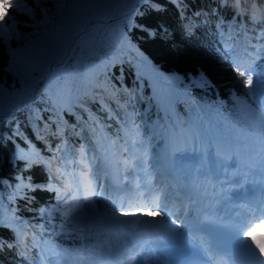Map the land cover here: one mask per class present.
Masks as SVG:
<instances>
[{
	"label": "snow or ice",
	"instance_id": "snow-or-ice-1",
	"mask_svg": "<svg viewBox=\"0 0 264 264\" xmlns=\"http://www.w3.org/2000/svg\"><path fill=\"white\" fill-rule=\"evenodd\" d=\"M227 2L221 0L224 5ZM238 2L244 11L232 12L229 27L244 38L246 58L232 57L227 42L222 51L246 90L235 105L247 132L237 135L232 122L213 125L201 120L179 129L174 123L163 153H158L151 147V138H145L147 128L142 135L140 126L127 117L112 138L83 104L88 121L79 117L74 126L73 131L81 129L75 135L83 140L74 148L65 134L63 113L77 115V92L67 62L75 61L77 52L87 47L88 26L111 19L114 5H122L125 29L137 28L154 36L135 18L144 16L142 6L160 11L161 5L155 0H0L4 56L0 121L10 122L22 107L23 101L16 102L21 94L31 93L34 98L40 93L47 96L55 117H49L45 127L50 130L55 125L50 134L59 140L54 148L46 144L53 152L46 157L23 137L22 143H14L7 160L16 170L14 175L11 179L0 175V189H13L7 219L0 193V228L12 231L13 242L6 246L18 249L24 264H264V232L252 234L254 227L264 224V197L246 195L239 179L244 169L264 167V4L253 11L244 6L245 0ZM141 63L160 79L184 83L180 74H162L142 56ZM197 76L201 84H210L203 71ZM188 82L195 86V80ZM101 107L111 112L103 102ZM33 118L44 119L35 114ZM89 122L92 138L84 134ZM16 128L13 136L19 140L18 124ZM37 139L46 138L37 134ZM204 160H211L212 166L206 168ZM41 166L47 180L34 182L32 169ZM37 192L53 193L54 203L40 208L44 223L23 227L26 222L16 215L15 202L27 204ZM223 203H233L234 213L220 216V209L213 205ZM57 219L58 232L53 223ZM66 229L79 236L81 248L64 249L45 238L46 230L52 236L63 235ZM144 232L147 240L133 239ZM33 249L37 254L30 260L28 253Z\"/></svg>",
	"mask_w": 264,
	"mask_h": 264
},
{
	"label": "trees",
	"instance_id": "trees-1",
	"mask_svg": "<svg viewBox=\"0 0 264 264\" xmlns=\"http://www.w3.org/2000/svg\"><path fill=\"white\" fill-rule=\"evenodd\" d=\"M155 2L162 6L160 11L144 5L140 9L144 16L135 18L137 23H143L148 30L154 32V36L137 28L125 29L120 8L114 11V16L106 23L89 27L84 37L88 41L87 47L77 52L75 61L67 62L77 92V106L74 108L76 116L88 121L89 113L79 109L83 104L84 108L95 114L104 131L111 137H115L127 117H130L135 125H145L148 131L155 120L163 125L167 132L174 123L179 129L202 120L213 125L232 122L237 129V135L245 134L247 128L239 122L234 98L243 99L246 90L234 70L231 59H224L222 51L226 42L231 44L233 50L237 47L238 36L229 27L233 24L229 17L235 9L243 12L244 7L238 0L236 3L228 0L227 5L222 4L221 0ZM261 4H264V0H245L244 6L256 11ZM221 24L224 27H220ZM141 56L162 74L178 73L183 76V85L179 81L173 83L171 80L157 77L150 67L141 63ZM3 60V52L0 50V67ZM60 70L63 71V67ZM201 71L210 81L208 86L199 82L197 73ZM0 75H3L2 71ZM149 79L153 80V86ZM189 80H195V86H192ZM101 88L107 95H111L112 100L104 99ZM21 101L22 107L13 113L10 122L0 121V175L9 179L16 171L7 163L14 143H22L23 137H28L48 156L53 155V152L47 149L46 144H52L54 148L59 143V140L50 134L55 131V125H52L50 130L43 131L45 122L50 123L48 118L53 117L47 96L41 97L40 93H36L33 98L31 93L21 94L16 98V102ZM102 102L110 108V113L101 107ZM33 114L44 119H34ZM110 114L112 118L108 119ZM76 116L69 115L67 111L63 113V119L71 126L77 125ZM17 124L19 140L13 136L17 131ZM91 127L89 122L88 128L84 130L90 138L93 137ZM77 128L79 127H75ZM37 134L46 139H37ZM67 137L69 143L75 145L76 135L70 134ZM31 176L34 182L47 180L42 166L33 168ZM0 193L4 198L2 211L7 219L13 207L9 204L13 189L4 187L0 189ZM53 196V193L37 192L35 199L27 204L23 200L15 202L18 209L16 215L26 222L23 227L44 223L39 211L41 207L54 203ZM53 223L57 225L58 232L60 221L57 219ZM44 235L57 245L71 249L82 247L79 236L71 232L49 236L46 230ZM0 242L5 245L0 247V264H24L20 259L19 250L6 246L13 242L10 229L0 228ZM36 254L37 250L30 251L29 259Z\"/></svg>",
	"mask_w": 264,
	"mask_h": 264
},
{
	"label": "rangeland",
	"instance_id": "rangeland-1",
	"mask_svg": "<svg viewBox=\"0 0 264 264\" xmlns=\"http://www.w3.org/2000/svg\"><path fill=\"white\" fill-rule=\"evenodd\" d=\"M122 7V5H114V9L116 10V9H118V8H121ZM114 10V11H115ZM114 11H113V14H112V17L114 16ZM2 17V13H0V18ZM107 21H109V19H107V20H105V21H103V22H99V23H104V22H107ZM98 23V22H97ZM244 44H245V40L242 42H240V44H239V46L235 49V57H238L239 55H240V57L242 56V55H245L244 53H245V47H244ZM150 82V84L153 86L154 85V83H153V81L152 80H150L149 81ZM237 99H235V101H236ZM152 131H153V133H154V139H152V142L153 141H155L157 138H160L161 139V144H160V146L157 148V152L158 153H163V151H164V142H165V137H166V135H167V132L165 131V129L159 124V123H157V122H155L154 124H153V126H152ZM106 134V133H105ZM108 135V134H107ZM203 164H204V166L206 167V168H209V167H211L212 166V161L211 160H204L203 161ZM262 168H264V167H262ZM67 231H65V233H66ZM62 248V247H61ZM69 264H72V262L71 261H69Z\"/></svg>",
	"mask_w": 264,
	"mask_h": 264
},
{
	"label": "bare ground",
	"instance_id": "bare-ground-1",
	"mask_svg": "<svg viewBox=\"0 0 264 264\" xmlns=\"http://www.w3.org/2000/svg\"><path fill=\"white\" fill-rule=\"evenodd\" d=\"M246 184L248 186V189H250L252 194H256L259 199L264 197V181H263V176L260 175V177L256 178V179H248L246 180ZM245 193V190H242ZM209 203H211V201H209ZM227 204L228 203H223L222 205H213L214 209L215 208H219V215L222 217H226L229 215L228 211H226L227 209ZM225 211V212H223ZM134 240H147L148 239V233L144 232V233H139L133 236Z\"/></svg>",
	"mask_w": 264,
	"mask_h": 264
},
{
	"label": "clouds",
	"instance_id": "clouds-1",
	"mask_svg": "<svg viewBox=\"0 0 264 264\" xmlns=\"http://www.w3.org/2000/svg\"><path fill=\"white\" fill-rule=\"evenodd\" d=\"M0 13H2V5H0Z\"/></svg>",
	"mask_w": 264,
	"mask_h": 264
},
{
	"label": "water",
	"instance_id": "water-1",
	"mask_svg": "<svg viewBox=\"0 0 264 264\" xmlns=\"http://www.w3.org/2000/svg\"><path fill=\"white\" fill-rule=\"evenodd\" d=\"M98 24H100V23L98 22L96 25H98ZM92 26H95V25H89L88 27H92Z\"/></svg>",
	"mask_w": 264,
	"mask_h": 264
}]
</instances>
